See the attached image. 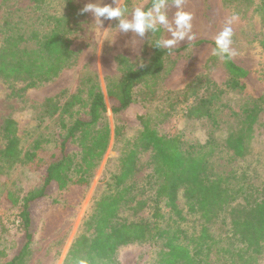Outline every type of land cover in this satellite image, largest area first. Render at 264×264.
Segmentation results:
<instances>
[{
    "label": "trees",
    "instance_id": "16d2710c",
    "mask_svg": "<svg viewBox=\"0 0 264 264\" xmlns=\"http://www.w3.org/2000/svg\"><path fill=\"white\" fill-rule=\"evenodd\" d=\"M66 1L72 14L74 7L70 0ZM223 1H237L247 7L252 5V0ZM151 3L149 0L145 7H150ZM259 12L264 27V0H260ZM63 19L50 17L52 27L42 34L32 31L25 36L19 31H11L13 28L5 29L0 44V80L10 85L13 93L20 96L41 86L74 63L77 49L67 36L68 20L63 26ZM150 35L152 54L148 63L135 67L126 58L118 56L120 77L107 78L106 95L96 79L87 75L67 98L63 99L62 93L46 98L45 110L52 116L58 114L61 134L53 159L43 169L41 182L21 197L11 189L3 196L1 206L14 213L12 223L16 236L8 259L1 264H26L37 228L32 206L54 193L63 199V203H57L56 208L47 211L41 227L43 237L54 232L59 223L71 215L69 210L73 214L111 137L117 139L123 134L122 125L116 124L111 129L105 119L108 110L114 115L120 113L134 101L135 95L142 102L156 100L158 79L165 71L164 59L169 54L204 42L214 47V41L197 40L172 50L156 48L155 41L161 31ZM30 43L32 47H29ZM259 43L264 49V35ZM212 57L220 59L226 72L224 88L206 75H198L181 89L168 93L184 105L188 118H206L215 124L216 103L226 91L245 90L250 73L232 58ZM261 76L258 77L264 86ZM17 85L21 87L15 89ZM199 89L202 90L200 94L197 93ZM190 97L193 98L191 101ZM262 113L264 89L256 97L245 100L240 113H235L236 126L223 138L221 144L231 151L233 158L243 159L250 152L255 125ZM137 120L140 125L137 135L126 141L118 157L117 169L107 183L109 187L94 200L91 213L83 222V231L72 242L62 264H119L116 256L119 248L146 241H161L153 264H259L264 259V185L244 187L236 183L230 186L229 176L212 172L211 156L217 148L213 139L186 144L180 133H160L148 116L138 115ZM0 136L3 139L0 177L16 165L32 163L40 149L39 140L23 149L17 123L11 117H6L0 125ZM142 153L149 154L150 171L145 177L148 190L152 191L150 199H137V195L130 194L136 185L133 177L140 171L138 160ZM180 190L188 210L198 213L203 221L189 239L181 227L159 221L163 218L160 207L180 215L177 205ZM123 207L132 209L135 215L145 207H152L153 219L122 217ZM217 219L225 222L226 234H216L209 229V224ZM5 250L0 248V254L7 256Z\"/></svg>",
    "mask_w": 264,
    "mask_h": 264
},
{
    "label": "rangeland",
    "instance_id": "374dc122",
    "mask_svg": "<svg viewBox=\"0 0 264 264\" xmlns=\"http://www.w3.org/2000/svg\"><path fill=\"white\" fill-rule=\"evenodd\" d=\"M74 7L71 14L66 0H0V44L5 29L19 31L25 36L32 31L40 34L48 32L52 27L50 17H64L63 26L66 28L69 41L77 49L74 63L64 68L51 81L31 88L20 96L12 92L8 83L0 80V125L6 117L13 118L18 127L20 145L28 149L35 140H39L40 149L36 152L32 163L16 165L8 174L0 177V248L4 247L7 256L0 254V264L6 261L13 248L16 236L15 224L12 223L14 213L4 210L1 202L6 190L11 189L20 197L29 189L37 186L43 177V169L54 157L55 147L59 140L61 129L58 114L50 115L45 109L46 98L62 93L63 99L74 93L84 76L96 79L102 92L106 95L107 78L118 79L120 73L116 58L122 56L132 65L139 67L148 63L152 54L150 33L143 38L134 32L121 33L117 27L119 21L104 20L103 25H96L94 15L80 14L87 3L107 4L113 7L127 5L129 10L143 5L149 0H70ZM260 0H252V5H241L239 2L224 3L223 0H184L183 9L192 14L193 39L179 42L175 47L188 45L197 40L214 41L215 36L223 29L226 20L233 14L238 20L233 23L232 49L236 55L233 61L249 71L246 89L243 91H226L216 103L217 123L203 118L195 120L185 114L184 105L177 102L169 91L179 90L198 75H206L220 87L224 88L227 78L226 72L219 58L212 57L213 47L204 42L198 46L171 53L165 57V71L159 77L158 98L151 102H142L137 95L134 101L118 114L108 110L105 115L111 129L114 125H122L123 134L117 139L111 137L109 146L89 183L88 188L79 204L70 211L54 232L46 237L42 236L41 227L47 211L56 208L63 199L57 193L32 206L33 218L37 228L30 244L26 264H62L74 239L83 231V222L91 213L94 200L109 187L111 174L118 166V157L126 141L132 140L138 133L140 125L138 115L151 119L152 125L160 132L168 135L180 133L184 143H204L213 139L217 148L211 156L212 172L227 177L230 186L238 183L244 187H260L264 185V113L255 125L250 152L246 157L233 158L231 151L222 146L226 133L237 124L235 113H240L246 99L256 97L264 86L260 82L259 74L264 79V49L259 41L264 35V27L260 21ZM176 9L169 4L168 15L171 20ZM66 17H70L66 19ZM131 19V12L126 17ZM66 19V20H65ZM65 29V28H64ZM163 38H171V34L161 27ZM32 43L29 47H32ZM21 85H17L18 89ZM201 89L197 91L198 94ZM193 98L190 97L189 101ZM212 136V137H211ZM3 139L0 136V149ZM75 151V149H72ZM149 154L139 155L140 171L135 174L136 182L131 189V195L137 199H150L152 191L148 190L146 174L150 171L148 165ZM5 181V184L3 182ZM241 195L238 193V196ZM134 202H131L133 205ZM65 205V204H61ZM162 205L161 203L159 204ZM180 215H175L164 207L159 208V221H168L174 227H181L189 239L196 234L203 222L198 213L188 210V204L182 196L181 190L177 199ZM152 207H145L137 215L132 209L123 207L122 217L153 219ZM209 229L216 234L228 232L225 222L217 219L209 224ZM226 231V233H225ZM228 239H226L227 241ZM225 240L223 242H226ZM161 241H146L123 246L117 251L119 264H153ZM228 264V263H217ZM259 264H264V259Z\"/></svg>",
    "mask_w": 264,
    "mask_h": 264
},
{
    "label": "clouds",
    "instance_id": "9594fccd",
    "mask_svg": "<svg viewBox=\"0 0 264 264\" xmlns=\"http://www.w3.org/2000/svg\"><path fill=\"white\" fill-rule=\"evenodd\" d=\"M169 4L175 9L171 20L168 15ZM184 0H152L150 7L136 6L129 10L127 5L113 7L100 3H87L80 14L91 12L95 17L96 25H103L104 20L119 21L117 27L121 33L129 31L143 38L145 33L155 35L161 31V27L171 34V38L157 37L156 48L172 50L179 42L185 39L191 40L192 14L183 9ZM131 12V19L127 15ZM238 20V15L233 13L225 22L223 29L215 36L212 54L214 56L230 59L236 55L232 49L233 28L232 25Z\"/></svg>",
    "mask_w": 264,
    "mask_h": 264
}]
</instances>
